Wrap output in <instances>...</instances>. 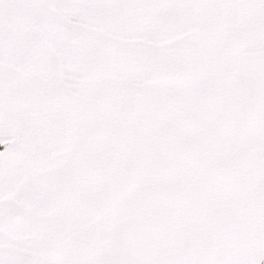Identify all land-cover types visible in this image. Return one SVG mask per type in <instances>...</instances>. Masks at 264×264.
I'll return each instance as SVG.
<instances>
[{
	"label": "snow or ice",
	"instance_id": "snow-or-ice-1",
	"mask_svg": "<svg viewBox=\"0 0 264 264\" xmlns=\"http://www.w3.org/2000/svg\"><path fill=\"white\" fill-rule=\"evenodd\" d=\"M0 264H264V0H0Z\"/></svg>",
	"mask_w": 264,
	"mask_h": 264
}]
</instances>
